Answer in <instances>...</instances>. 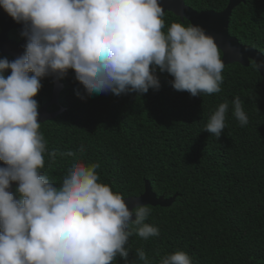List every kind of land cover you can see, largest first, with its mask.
Segmentation results:
<instances>
[{"label": "clouds", "instance_id": "obj_1", "mask_svg": "<svg viewBox=\"0 0 264 264\" xmlns=\"http://www.w3.org/2000/svg\"><path fill=\"white\" fill-rule=\"evenodd\" d=\"M0 6L23 23L20 34L27 39L22 55L0 59V161L5 165L0 166V264H113L118 256L127 262L130 237L160 235L145 222L151 208L139 202L130 207L123 194L100 182L99 163L73 162L62 183H53L42 171L45 157L55 161L58 154L77 153H49L33 97L42 79L62 78L70 69L88 96L159 90L157 69L174 77L176 91L217 94L224 81L221 47L194 23L174 22L165 33L161 0H0ZM227 50L242 56L231 45ZM252 67L261 71L264 61L255 60ZM233 104L235 118L246 127L249 117L240 97ZM228 111L229 103H220L206 124L217 139ZM12 182H18L19 200L9 191ZM136 254L149 264L143 249ZM161 264H192V259L178 250Z\"/></svg>", "mask_w": 264, "mask_h": 264}, {"label": "trees", "instance_id": "obj_2", "mask_svg": "<svg viewBox=\"0 0 264 264\" xmlns=\"http://www.w3.org/2000/svg\"><path fill=\"white\" fill-rule=\"evenodd\" d=\"M184 2L198 12H220L229 0ZM164 20L165 33L174 22L190 24L171 12H165ZM228 31L264 54V0L235 7ZM252 63L225 65L221 92L197 97L176 91L174 77L158 69L159 90L88 96L75 71H68L60 99L67 109L41 123L40 132L49 153L73 151L77 156L58 154L55 161L46 156L42 171L59 186L73 162L99 163L100 182L124 199L141 195L146 182L157 196L175 197L167 207L148 205L152 211L145 222L159 228L160 235L145 240L134 234L126 245L127 262L118 256L113 264H144L138 249L149 264H161L178 250L192 264H264V86ZM10 74L5 70V76ZM236 97L249 117L246 127L234 116ZM33 98L41 104L40 95ZM225 101L226 128L217 139L205 127ZM14 194L21 199L16 189Z\"/></svg>", "mask_w": 264, "mask_h": 264}, {"label": "water", "instance_id": "obj_3", "mask_svg": "<svg viewBox=\"0 0 264 264\" xmlns=\"http://www.w3.org/2000/svg\"><path fill=\"white\" fill-rule=\"evenodd\" d=\"M246 0H229L228 5L223 11L216 12L213 10L196 11L185 4L184 0H161L162 6L165 12H171L175 16L179 17L181 21L187 20L190 24H197L203 26L208 34L213 35L218 45L221 47L222 59L227 64L239 63L243 66H249L250 61H264V54L258 50L241 44L236 37L229 34L228 26L229 19L231 17L232 11L235 7L244 3ZM0 52L1 55H9L15 59L20 56L19 51L27 43V39L24 38L20 43L15 42L10 39L8 33L11 29H18L22 31L24 25L23 23H17L4 9L0 6ZM231 45L233 49H237L242 56L235 55L233 52L228 51V46ZM225 50V53H224ZM263 77L264 86V68L259 71ZM59 90L57 87L54 88L53 98L51 103H56ZM47 105L39 108V120L41 123L51 120L57 117V113H48L46 111ZM0 166H5L2 161H0ZM18 188V182H12V187L9 189L14 195V189ZM15 197V196H14ZM16 198V197H15ZM17 199V198H16ZM18 200V199H17ZM126 202L130 207L134 205L135 202H139L145 205L151 206H162L167 207L173 204L175 197L164 198V196H157L151 188L149 182L145 184L144 192L139 196L125 198ZM135 218V217H133Z\"/></svg>", "mask_w": 264, "mask_h": 264}, {"label": "flooded vegetation", "instance_id": "obj_4", "mask_svg": "<svg viewBox=\"0 0 264 264\" xmlns=\"http://www.w3.org/2000/svg\"><path fill=\"white\" fill-rule=\"evenodd\" d=\"M0 33H1V26H0ZM20 33H21V31L18 29H11L8 33V36L10 39L14 40L15 42L20 43L25 38V37L21 36ZM25 45H26V43L24 44L23 49L21 51H19L20 55H22L24 53ZM3 58H7L10 61L15 59L14 57H11L9 55H1V52H0V59H3ZM30 75H32V74L30 73ZM67 79H68V73L66 76H64L62 78H57L55 76H52V77H46V78L42 79L41 83H42L43 87L37 94V95H40L42 97V100H41L42 102H41V104L39 103V106H40L39 108L47 105L46 111L48 113L59 112V114L57 116L62 114L67 109L65 106H63L61 104V101H60L62 94L65 93V91L67 89V84H68V82L66 81ZM55 87H57V89L59 90L57 99H55L57 102L51 103ZM48 96H49V98H48ZM43 100H45V101L43 102ZM47 121H49V120H47ZM15 189H17V188H15ZM14 196H15V194H14ZM17 199L19 200V198H17Z\"/></svg>", "mask_w": 264, "mask_h": 264}]
</instances>
